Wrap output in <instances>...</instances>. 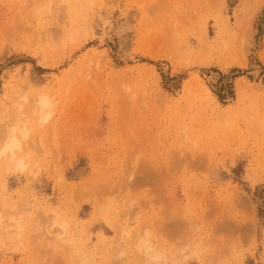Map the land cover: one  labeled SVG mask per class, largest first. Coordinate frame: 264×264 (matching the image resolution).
Wrapping results in <instances>:
<instances>
[{
	"label": "rangeland",
	"instance_id": "374dc122",
	"mask_svg": "<svg viewBox=\"0 0 264 264\" xmlns=\"http://www.w3.org/2000/svg\"><path fill=\"white\" fill-rule=\"evenodd\" d=\"M12 133L0 264H264V0H0Z\"/></svg>",
	"mask_w": 264,
	"mask_h": 264
},
{
	"label": "bare ground",
	"instance_id": "6f19581e",
	"mask_svg": "<svg viewBox=\"0 0 264 264\" xmlns=\"http://www.w3.org/2000/svg\"><path fill=\"white\" fill-rule=\"evenodd\" d=\"M115 29H116V36H117V43H118V50H119L118 52H121L122 56L123 55L126 56L132 50L131 49V46H132L131 45V39H132V34L135 31L134 25L132 24V22L130 20H126V21L122 22V24L119 25ZM257 69L258 68H254L252 71V74H254V76L258 73ZM211 79H212V81H214L216 79V74H213L211 76ZM242 92H243V88L241 87L240 82H237L236 83V94L238 96H241ZM36 101H37L36 104H38L41 108H45V107L49 106L47 98H45L43 95L39 99H37ZM40 115L43 116L42 113ZM13 141L17 142L19 144V147L15 151H10V150H8L7 146L10 143H12ZM20 146L21 145H20L19 139L13 133L7 137V139L4 143H2V147H0L1 148L0 149V155L7 153V155H5V165L7 168H9V167H14L15 169H24L25 168V164L23 163L22 158L19 157L20 155L17 156V152L21 148ZM21 161H22V163H20ZM142 242L144 244V241H142Z\"/></svg>",
	"mask_w": 264,
	"mask_h": 264
},
{
	"label": "clouds",
	"instance_id": "9594fccd",
	"mask_svg": "<svg viewBox=\"0 0 264 264\" xmlns=\"http://www.w3.org/2000/svg\"><path fill=\"white\" fill-rule=\"evenodd\" d=\"M7 147H8V150L15 151L19 147V144L17 142L13 141ZM20 163H22V161Z\"/></svg>",
	"mask_w": 264,
	"mask_h": 264
}]
</instances>
